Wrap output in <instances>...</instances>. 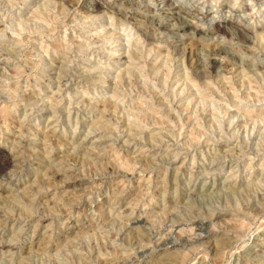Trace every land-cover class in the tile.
Masks as SVG:
<instances>
[{"label": "rangeland", "instance_id": "rangeland-1", "mask_svg": "<svg viewBox=\"0 0 264 264\" xmlns=\"http://www.w3.org/2000/svg\"><path fill=\"white\" fill-rule=\"evenodd\" d=\"M1 159L0 264H264V0H0Z\"/></svg>", "mask_w": 264, "mask_h": 264}, {"label": "bare ground", "instance_id": "bare-ground-1", "mask_svg": "<svg viewBox=\"0 0 264 264\" xmlns=\"http://www.w3.org/2000/svg\"><path fill=\"white\" fill-rule=\"evenodd\" d=\"M250 1H255V0H250ZM165 3V2H164ZM175 3H169V6L167 7V9H171L172 8V6L174 5ZM126 7H127V5H126ZM92 8V7H91ZM129 8V7H128ZM137 9H139L140 8V6H137L136 7ZM100 9V8H99ZM130 9V8H129ZM97 10V9H96ZM94 8L93 9H90V11H85L84 13H87L88 12V14L90 13V12H92V11H96ZM69 11V10H68ZM100 11V10H99ZM182 12V11H181ZM101 13L102 14H105L106 12L105 11H101ZM91 14V13H90ZM154 14V12H152V15ZM201 14V13H200ZM126 15V14H125ZM155 15V14H154ZM124 16V15H123ZM170 17V16H169ZM201 17H203L202 15H201ZM200 17V18H201ZM150 20V19H149ZM174 20H176L177 21V18H175ZM229 24V23H228ZM215 28H216V30H215V32L217 31V32H219V33H228V32H230V34L232 33H234L235 35H237L238 37V39L239 40H237V41H241V43H243V42H246L247 40H248V36L247 35H245V33L244 32H241V31H238V30H236L235 31V28H234V31H232L231 32V30L230 29H228V28H226V27H228V25L227 24H224L223 22H216L215 23ZM169 27V26H168ZM168 27H166V30H167V28ZM194 27V26H193ZM193 27H191V31H192V28ZM197 28V27H196ZM237 28V27H236ZM183 30V29H182ZM189 30H190V28H189ZM171 31V30H170ZM187 33V32H186ZM189 33V32H188ZM233 36V35H232ZM235 39H236V37H234ZM248 43V42H247ZM6 160L5 159H1V161H0V172L5 168V167H7V166H10V165H7L6 164V162H5ZM4 165H6V166H3V164ZM66 169V168H65ZM14 170V169H13ZM82 185H84V184H82V182H79V183H74V186L72 187V188H76V187H79V186H82ZM69 187H71V185H69L68 186V188ZM177 243V242H176ZM164 247H168V244H166Z\"/></svg>", "mask_w": 264, "mask_h": 264}]
</instances>
